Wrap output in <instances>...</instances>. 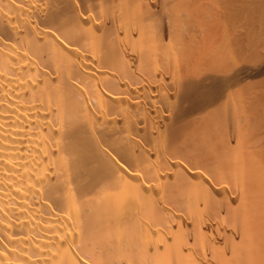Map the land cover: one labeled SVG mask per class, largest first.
Instances as JSON below:
<instances>
[{
  "label": "bare ground",
  "instance_id": "obj_1",
  "mask_svg": "<svg viewBox=\"0 0 264 264\" xmlns=\"http://www.w3.org/2000/svg\"><path fill=\"white\" fill-rule=\"evenodd\" d=\"M251 1L0 0V264H264Z\"/></svg>",
  "mask_w": 264,
  "mask_h": 264
},
{
  "label": "rangeland",
  "instance_id": "obj_2",
  "mask_svg": "<svg viewBox=\"0 0 264 264\" xmlns=\"http://www.w3.org/2000/svg\"><path fill=\"white\" fill-rule=\"evenodd\" d=\"M254 1H255V2H254ZM254 1H253V0L251 1V3L254 2V3L251 5V9L253 10V9L255 8L254 10H255V11L257 10L256 12H254V13L256 14V18H257V17L260 18L262 15H264V7H263V6H264V3H263L264 1H263V0H262V1H261V0H254ZM258 1H259V2L261 1V2L259 3ZM256 2H258L260 6H259ZM255 3H256L258 6L255 5ZM254 6H255V7H254ZM258 7H259V8H258ZM256 8H257V9H256ZM261 8H262V10H261ZM258 9H259V10H258ZM262 78H264V75H262V77H256V78H254V79H252V80L255 81V80H260V79H262Z\"/></svg>",
  "mask_w": 264,
  "mask_h": 264
}]
</instances>
